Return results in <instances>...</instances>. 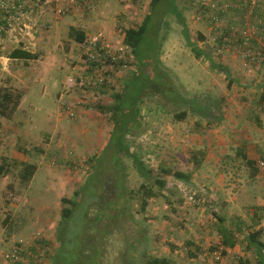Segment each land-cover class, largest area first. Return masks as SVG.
Returning a JSON list of instances; mask_svg holds the SVG:
<instances>
[{"label": "rangeland", "instance_id": "1", "mask_svg": "<svg viewBox=\"0 0 264 264\" xmlns=\"http://www.w3.org/2000/svg\"><path fill=\"white\" fill-rule=\"evenodd\" d=\"M175 4L181 18L163 13L156 34L160 70L141 68L155 83L139 93L137 120L124 137L155 176L144 180L132 159L121 156L125 187L136 192L144 184L153 193L142 211L141 192L129 194L132 214L107 238L101 264H123L131 243L128 264L141 253L174 264H214L224 251L215 240L219 226L238 244L249 232L264 235V0ZM148 12L149 0H0V92L21 96L10 116L0 115V264H50L60 199L82 186L108 144L114 95L130 78L143 77L123 38ZM77 31L84 41L103 33L97 60H86ZM15 47L37 57L11 59ZM248 147L257 156L252 165L243 158ZM19 161L35 165L26 182ZM161 168L190 178L185 183ZM214 248L218 259L211 257Z\"/></svg>", "mask_w": 264, "mask_h": 264}, {"label": "trees", "instance_id": "2", "mask_svg": "<svg viewBox=\"0 0 264 264\" xmlns=\"http://www.w3.org/2000/svg\"><path fill=\"white\" fill-rule=\"evenodd\" d=\"M163 8L162 10H160ZM171 12L181 18L175 0H149V12L145 15L138 27L127 28L124 32L123 42L130 47L132 53L137 58L139 69L137 74H141V79L130 78L123 86L119 94H115V104L110 107L113 114L114 127L108 144L99 156H96L87 180L74 191L71 197H62L61 215L56 230L57 248L53 253L50 264H101L103 246L107 238L112 234L114 228L121 219L130 216L131 204L128 201L129 194L141 192L139 200L140 210H144L147 199L152 196V191L144 190V184H141L136 192L125 187V177L128 168L124 165L121 156L126 155L132 159L136 172L146 179H153L155 173L151 168L146 167L137 153L130 150V147L124 141V137L129 134L137 118V101L142 90L152 87L155 83L153 78L147 77L141 73V68L152 67L158 72L160 66L158 63V54L160 49L159 41L156 37L158 24L162 19L163 13ZM155 18V19H153ZM154 20V21H153ZM153 23V24H152ZM152 27V28H151ZM154 36L151 41L150 36ZM75 40L84 41V33L76 32ZM188 37V35H187ZM146 43V44H145ZM151 47L153 54L146 55L148 48ZM11 59L30 60L37 57L36 54L22 48L15 47L8 55ZM151 64V65H150ZM214 65V62L211 63ZM216 66V64H215ZM223 72L226 68L218 66ZM158 77V73L155 74ZM155 77V78H156ZM148 79V80H147ZM156 92V90L154 91ZM171 95V94H169ZM175 95L176 93L172 94ZM20 94L11 91L0 92V115L8 117L16 109L19 103ZM180 103L184 100L178 98ZM192 104V102H191ZM127 108V109H126ZM133 108V111H131ZM195 109V107H192ZM126 109V110H125ZM199 109L201 107L199 106ZM206 109V107H205ZM126 113H128L126 115ZM184 117V112L177 114V120ZM247 165H252L253 161L243 156ZM21 166L19 178L22 182L28 181L34 171L35 165L26 161H19ZM162 175L173 176L176 179L188 182L190 175L171 168H161L158 173ZM154 183L158 186H164V181L154 178ZM218 233L221 236L223 246L232 247L235 244L234 235L224 226H219ZM259 230L249 232L247 241L258 249L259 255L263 256L262 242L258 236ZM134 244L131 247L135 249ZM130 244H126V257H122L123 264H128L125 259H131L132 252H129ZM225 253V251H222ZM130 256L128 257V255ZM142 257L134 259L129 264H174L168 256L146 255L141 253ZM144 257V262L141 260ZM143 262V263H142Z\"/></svg>", "mask_w": 264, "mask_h": 264}, {"label": "crops", "instance_id": "3", "mask_svg": "<svg viewBox=\"0 0 264 264\" xmlns=\"http://www.w3.org/2000/svg\"><path fill=\"white\" fill-rule=\"evenodd\" d=\"M247 157H249L250 160L251 159L252 160L257 159L255 152L251 151L250 147H248V150H247ZM205 164H206V162H203L201 164V168L203 166H205ZM215 165H219L218 159L213 160V163H212L213 168H215ZM261 225L262 224H260V225L258 224L256 228H259ZM216 233H218V230L216 231ZM232 234H233V232H232ZM196 235H198V234H196ZM218 235H219V233H218ZM258 238H259L260 242H262V244H263L261 250L264 254V235H262L260 237L258 236ZM215 240L218 241V244H220L221 243V236L220 235L217 236ZM234 240H235V238H234ZM214 245H217V244H214ZM217 247L218 248L223 247L225 253L220 254L219 262L214 263V264H264V255L263 256L259 255L258 249L256 248V246H254L253 244H249L247 240L244 241L243 243H240V244L236 243V240H235V244L232 247L223 246L222 244H221V246H217ZM248 247H253V249H254L253 254H251V251H249ZM213 250L214 251H212L211 257H215V253L217 251L215 248ZM214 259H216V258H214ZM194 263H196V262H194ZM197 264H202V263H197Z\"/></svg>", "mask_w": 264, "mask_h": 264}, {"label": "built area", "instance_id": "4", "mask_svg": "<svg viewBox=\"0 0 264 264\" xmlns=\"http://www.w3.org/2000/svg\"><path fill=\"white\" fill-rule=\"evenodd\" d=\"M259 0H251L252 4H256ZM85 46V54H86V60L89 61H95L96 56L101 55V51L105 47V40L102 32H97L94 35H92L88 40L86 39L84 41ZM69 80H72L71 78ZM259 166L263 167L264 162L260 161ZM219 254L215 253V258L218 259ZM6 259L9 258V254H7ZM10 264V263H7Z\"/></svg>", "mask_w": 264, "mask_h": 264}]
</instances>
